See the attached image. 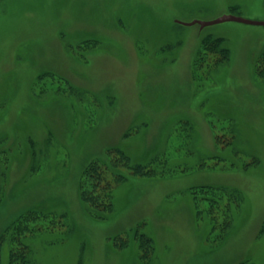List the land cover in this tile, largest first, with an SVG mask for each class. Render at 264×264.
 <instances>
[{"label": "rangeland", "instance_id": "obj_1", "mask_svg": "<svg viewBox=\"0 0 264 264\" xmlns=\"http://www.w3.org/2000/svg\"><path fill=\"white\" fill-rule=\"evenodd\" d=\"M225 14L264 0H0V264H264V24H186Z\"/></svg>", "mask_w": 264, "mask_h": 264}, {"label": "trees", "instance_id": "obj_2", "mask_svg": "<svg viewBox=\"0 0 264 264\" xmlns=\"http://www.w3.org/2000/svg\"><path fill=\"white\" fill-rule=\"evenodd\" d=\"M214 44H215V42H214ZM214 44L210 40L205 38L202 41V48L201 49H205V51L206 50L208 51L212 46H214ZM218 46H216V47H218ZM225 50L228 51V48ZM111 150L114 151L113 149H111ZM116 151H118L120 153L121 157L124 159V161H126V164H128L127 166L131 169V172L133 174H135V175H138V174L147 175L148 174V176H149L152 173V171L149 169L148 163L143 162V164L138 163V164H135L134 166H131V164L129 162L130 158L125 153V151L121 150V148L116 149ZM113 166L115 167V165H112V167ZM118 174H119L120 178L127 177V175L122 174L120 172ZM84 175H85V178L83 179V181L81 182L80 187H79L80 192H81L80 196H81L82 200L86 201V203L90 202L91 205H93V207L96 208L97 207L96 205L101 203V198L104 196L106 199L109 200V202L105 203L106 208L109 209L108 206H112V198H111L110 194H108V193L102 194V192H99L97 194V193L93 192V191H97V184L98 183H99L98 185L102 184L100 182H102V180H103V171H100V169L97 167V165L94 162H91L85 168ZM221 189H222V191L227 192L226 188H221ZM233 191H235V193L237 194V195L233 194V196L235 198L240 199V197H241L240 192L236 191L235 189H233ZM230 195H232V191L230 192ZM98 201H100V202H98ZM212 209H214V206ZM209 214H211V212ZM199 215H201V214L199 213ZM213 220H214V218H213ZM228 221H229V219L227 220V223H229L228 225H231L232 222H228ZM19 223H17V225L14 227L15 233L18 230L17 228H19L18 227ZM0 245H1V241H0ZM31 251H32L31 248H29V246L25 245V243L23 244L19 238L15 239V237L11 236L10 241H9V261H8V264H35L34 258L31 256V254H32ZM234 264H254V263L250 259H244V260L237 261Z\"/></svg>", "mask_w": 264, "mask_h": 264}, {"label": "water", "instance_id": "obj_3", "mask_svg": "<svg viewBox=\"0 0 264 264\" xmlns=\"http://www.w3.org/2000/svg\"><path fill=\"white\" fill-rule=\"evenodd\" d=\"M226 21H239V22H243V23H249V24H264V21H259V20H252V19H247L241 16H237L234 14H225L219 18H216L214 20L211 21H201V20H194L192 22H187V25H193V24H200V26L202 28H204L205 26L208 25H214V24H218V23H222V22H226Z\"/></svg>", "mask_w": 264, "mask_h": 264}]
</instances>
